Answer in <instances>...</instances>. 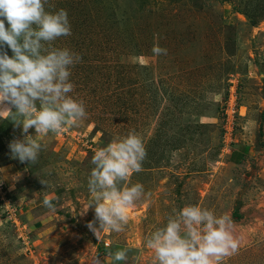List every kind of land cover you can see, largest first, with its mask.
<instances>
[{
    "label": "rangeland",
    "instance_id": "rangeland-1",
    "mask_svg": "<svg viewBox=\"0 0 264 264\" xmlns=\"http://www.w3.org/2000/svg\"><path fill=\"white\" fill-rule=\"evenodd\" d=\"M59 9L71 35L52 46L81 57L69 95L87 118L43 135L0 115V264H112L118 249L120 264H151L146 237L189 204L231 218L239 245L220 264H264V0H47ZM130 131L146 156L123 183L148 195L97 239L91 158ZM28 134L42 144L34 165L8 147Z\"/></svg>",
    "mask_w": 264,
    "mask_h": 264
},
{
    "label": "clouds",
    "instance_id": "clouds-1",
    "mask_svg": "<svg viewBox=\"0 0 264 264\" xmlns=\"http://www.w3.org/2000/svg\"><path fill=\"white\" fill-rule=\"evenodd\" d=\"M46 3L0 0V115L8 113V120L21 127L23 134L32 128L36 134H58L87 118L84 102L69 95L74 90L71 68L81 57L67 47L52 46L59 37L71 35L68 13L65 9L46 11ZM153 51L166 50L154 47ZM32 137L23 135L9 143L12 159L37 162L42 144ZM145 156L144 142L134 131L94 152L87 179L93 199L87 209L94 208L95 218L87 227L97 239L106 229L122 232L128 223L127 210L148 195L140 183H123L142 170ZM44 205L53 207L47 199ZM232 226L228 215L217 216L198 205L174 208L163 226L145 239L153 253L151 264H220L238 249ZM110 255L112 264H120L127 260V249ZM93 264H101L98 256Z\"/></svg>",
    "mask_w": 264,
    "mask_h": 264
},
{
    "label": "crops",
    "instance_id": "crops-1",
    "mask_svg": "<svg viewBox=\"0 0 264 264\" xmlns=\"http://www.w3.org/2000/svg\"><path fill=\"white\" fill-rule=\"evenodd\" d=\"M248 148L246 146L236 147L231 150V158L233 163H240L247 156Z\"/></svg>",
    "mask_w": 264,
    "mask_h": 264
},
{
    "label": "built area",
    "instance_id": "built-area-1",
    "mask_svg": "<svg viewBox=\"0 0 264 264\" xmlns=\"http://www.w3.org/2000/svg\"><path fill=\"white\" fill-rule=\"evenodd\" d=\"M107 244H109V243H107Z\"/></svg>",
    "mask_w": 264,
    "mask_h": 264
}]
</instances>
